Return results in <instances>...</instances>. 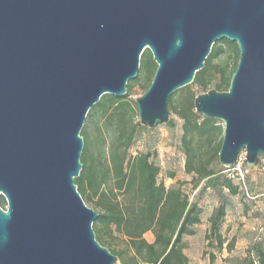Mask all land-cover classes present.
<instances>
[{"label": "water", "instance_id": "water-1", "mask_svg": "<svg viewBox=\"0 0 264 264\" xmlns=\"http://www.w3.org/2000/svg\"><path fill=\"white\" fill-rule=\"evenodd\" d=\"M221 40L238 48L229 88L193 106L223 122L219 165L244 151L252 172L264 160V0H0V264L117 263L74 184L86 116L127 94L149 50L138 122L166 123L169 98Z\"/></svg>", "mask_w": 264, "mask_h": 264}, {"label": "trees", "instance_id": "trees-1", "mask_svg": "<svg viewBox=\"0 0 264 264\" xmlns=\"http://www.w3.org/2000/svg\"><path fill=\"white\" fill-rule=\"evenodd\" d=\"M226 49L234 57L233 68L228 73L224 67L214 64ZM147 52L149 59L144 58L140 65L142 76L146 79L144 93L156 70L150 52L147 50L143 56ZM237 60V45L227 40L219 41L216 47L213 45L203 68L195 74L190 85L204 93L211 91L210 85L217 92L227 91ZM214 75L218 76L216 82H213ZM138 81L137 76L128 82L124 97L103 95L89 110V119H101L104 126L112 130L113 139L107 155L98 158L89 154L88 137L85 130L82 131L81 136L85 140L80 159L82 169L74 179V184L83 202L97 209L98 216L92 225L95 238L116 256L117 263L191 264L184 253L183 239L196 234L195 227L201 223V208L183 192L185 182L170 188L159 182L161 168L155 163L153 153L129 154L137 130L146 129L139 122H133L135 111L132 101L128 99L133 84ZM174 95L169 98L168 108L182 121L180 148L184 155V172L191 176L189 184L194 189L204 184L205 189L226 190L236 195L241 190L240 181L228 178L226 169L218 163L222 128L216 120L194 112L193 101L196 96L193 93L188 91L187 96L176 103ZM244 193L245 198L246 193L255 199L264 197L254 196L247 189ZM0 207H6L2 197ZM224 217L225 207L222 204L214 208L209 216V226L204 235L208 249L232 251L234 240L226 242L220 232ZM148 232L153 235L152 242L144 238ZM118 240L124 243L123 248H116ZM203 255L206 256L207 252L204 251ZM208 255L210 262H213V254ZM242 264H264L261 243L252 246Z\"/></svg>", "mask_w": 264, "mask_h": 264}, {"label": "rangeland", "instance_id": "rangeland-1", "mask_svg": "<svg viewBox=\"0 0 264 264\" xmlns=\"http://www.w3.org/2000/svg\"><path fill=\"white\" fill-rule=\"evenodd\" d=\"M218 42L214 44V47L218 45ZM143 53L140 57V65L144 58L145 60L149 59V53L147 52L145 57ZM214 64L224 67L228 73L233 68L234 57L226 49L214 61ZM137 76L139 77V81L133 84L132 90L128 94V99L132 101L135 111L133 122H138L136 100L144 95V87L146 86V79L142 76L140 66ZM213 80V82H216L218 76L214 75ZM209 88L213 90V85H210ZM188 91L193 93L194 96L204 94L199 88L190 85L174 93V102H181L187 96ZM168 111L169 122L167 121L154 128L146 127L144 130H137L129 154L134 156L147 151L153 153L155 163L161 168V173L158 177L159 182H162L167 188L176 187L179 182H185V185L182 186L183 192L201 208V223L195 227L196 234L192 237H184L183 239L185 245L184 253L191 264H242L248 257V253L254 244L261 243L264 249V197H258L252 201L248 200L244 196L245 190L242 184L241 190L239 189L236 195H232L226 190L205 189L204 184L195 189L192 188L189 184L191 176L186 175L183 169L184 155L180 148L182 121L174 114L170 107ZM216 121L217 125L222 128L223 136V122ZM84 130L88 137L89 154L98 158L106 156L108 146L113 139L112 130L105 127L101 119H89L88 116L85 119L80 136ZM171 175L173 177H170ZM244 178L245 188L249 193L254 196L264 195V174L255 170L248 172ZM221 204L225 207V217L221 221L220 232L226 242L234 240L231 252H227L226 250L217 252L205 246L204 235L209 226L208 218L213 209ZM86 206L97 212V209L89 203ZM144 238L148 242L153 241V235L150 232L146 233ZM123 246L122 240H118L116 248H123ZM204 251L207 252L206 256L203 255ZM208 254H213V262H210Z\"/></svg>", "mask_w": 264, "mask_h": 264}, {"label": "built area", "instance_id": "built-area-1", "mask_svg": "<svg viewBox=\"0 0 264 264\" xmlns=\"http://www.w3.org/2000/svg\"><path fill=\"white\" fill-rule=\"evenodd\" d=\"M244 159H245V152L242 151L238 154L236 161L233 164V166L229 169H226L225 173H226L228 178L236 179V180L240 181V183L244 186V190L246 192L245 183H244V175H245V173H247V171L243 167ZM256 171L264 174V160L263 159L260 160V163H259ZM246 196L250 200L255 199V197L249 196L247 193H246Z\"/></svg>", "mask_w": 264, "mask_h": 264}]
</instances>
